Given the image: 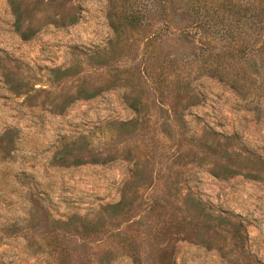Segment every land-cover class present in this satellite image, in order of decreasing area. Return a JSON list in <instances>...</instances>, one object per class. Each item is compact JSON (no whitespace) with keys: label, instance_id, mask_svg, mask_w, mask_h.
<instances>
[{"label":"rangeland","instance_id":"1","mask_svg":"<svg viewBox=\"0 0 264 264\" xmlns=\"http://www.w3.org/2000/svg\"><path fill=\"white\" fill-rule=\"evenodd\" d=\"M188 1L0 0V264H264V0Z\"/></svg>","mask_w":264,"mask_h":264},{"label":"trees","instance_id":"2","mask_svg":"<svg viewBox=\"0 0 264 264\" xmlns=\"http://www.w3.org/2000/svg\"><path fill=\"white\" fill-rule=\"evenodd\" d=\"M179 4L182 5L183 8L184 9H187L188 11H191V9L192 10L197 9L196 3H192V2H190L188 0H180V3ZM246 14H247L246 15V17H247L246 22H247V24H249V25H247V27H251L252 25L250 23L251 21H250V19L248 17V13H246ZM210 23H211L210 19H208V20L207 19H201V20L198 19V20L194 21L193 23H189L187 25H184L182 27L181 31H183V32H189L190 29H194L195 28L196 29V34L200 36L201 33L204 32L205 27L207 25L210 26ZM262 29H263V33L260 36V38H262V42H264V27H262ZM249 53H250V51H248V52H246V51L242 52V54L245 55V56H248Z\"/></svg>","mask_w":264,"mask_h":264}]
</instances>
